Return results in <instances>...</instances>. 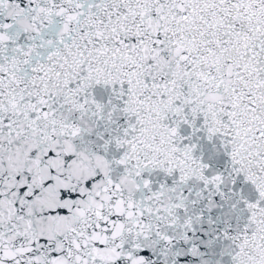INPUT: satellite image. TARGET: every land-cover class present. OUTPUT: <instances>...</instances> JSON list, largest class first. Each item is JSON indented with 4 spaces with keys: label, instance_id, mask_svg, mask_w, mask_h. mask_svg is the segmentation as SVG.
<instances>
[{
    "label": "snow or ice",
    "instance_id": "6c2138e0",
    "mask_svg": "<svg viewBox=\"0 0 264 264\" xmlns=\"http://www.w3.org/2000/svg\"><path fill=\"white\" fill-rule=\"evenodd\" d=\"M0 264H264V0H0Z\"/></svg>",
    "mask_w": 264,
    "mask_h": 264
}]
</instances>
